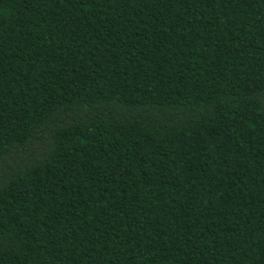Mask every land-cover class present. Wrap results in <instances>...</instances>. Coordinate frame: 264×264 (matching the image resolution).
<instances>
[{
	"label": "trees",
	"instance_id": "trees-1",
	"mask_svg": "<svg viewBox=\"0 0 264 264\" xmlns=\"http://www.w3.org/2000/svg\"><path fill=\"white\" fill-rule=\"evenodd\" d=\"M0 264H264V0H0Z\"/></svg>",
	"mask_w": 264,
	"mask_h": 264
}]
</instances>
